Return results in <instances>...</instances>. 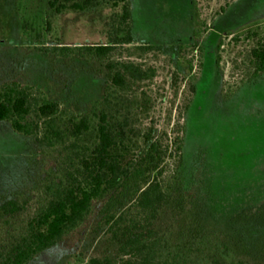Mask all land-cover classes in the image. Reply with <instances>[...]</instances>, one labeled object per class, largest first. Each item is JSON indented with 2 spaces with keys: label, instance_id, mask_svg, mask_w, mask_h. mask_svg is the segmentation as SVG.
Masks as SVG:
<instances>
[{
  "label": "rangeland",
  "instance_id": "1",
  "mask_svg": "<svg viewBox=\"0 0 264 264\" xmlns=\"http://www.w3.org/2000/svg\"><path fill=\"white\" fill-rule=\"evenodd\" d=\"M49 1L0 0V86L15 80L36 101H58L60 118L94 123L107 81L104 60L62 57L49 48L108 43L121 6L99 0L56 11ZM129 9L133 40L117 55L155 70L133 89L150 96L138 123L159 132L184 126L178 201L152 222L158 260L202 264L186 241L204 231L264 263V215L254 211L264 204V73L253 76L251 56L263 35L264 0H129ZM68 156L67 146L47 145L0 121V203L20 197L32 208L47 172L68 168ZM104 202L95 200L77 227L27 264H123L125 234L144 214L127 197L107 221Z\"/></svg>",
  "mask_w": 264,
  "mask_h": 264
},
{
  "label": "trees",
  "instance_id": "2",
  "mask_svg": "<svg viewBox=\"0 0 264 264\" xmlns=\"http://www.w3.org/2000/svg\"><path fill=\"white\" fill-rule=\"evenodd\" d=\"M98 1L50 0L49 5L60 11L83 9ZM105 1L121 6L120 20L108 43L49 48L62 57L104 60L107 81L94 123L86 116L60 118L64 113L58 101H36L30 89L15 80L0 86V121L16 133L40 136L47 145L67 146L69 155L68 168L47 172L32 208L20 197L0 203V264H27L77 227L95 200L105 198L106 220H113V210L127 197H133L146 223L136 221L128 228L121 248L129 256L123 264H183L176 256L158 260L159 238L152 222L160 210L178 201L184 126L177 123L170 131L159 132L153 124L142 127L138 123V116L148 110L150 96L133 89L150 81L155 70L117 55L119 47L133 40L129 0ZM262 33L251 50L253 76L264 73V29ZM254 211L264 215V204ZM193 239L186 241L188 246L196 245L188 248L189 254L205 261L202 264H264L233 253L210 233L202 231ZM91 262L100 264L96 259Z\"/></svg>",
  "mask_w": 264,
  "mask_h": 264
}]
</instances>
